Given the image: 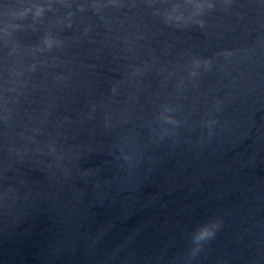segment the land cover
Here are the masks:
<instances>
[{
    "label": "water",
    "instance_id": "water-1",
    "mask_svg": "<svg viewBox=\"0 0 264 264\" xmlns=\"http://www.w3.org/2000/svg\"><path fill=\"white\" fill-rule=\"evenodd\" d=\"M0 264H264V0H0Z\"/></svg>",
    "mask_w": 264,
    "mask_h": 264
},
{
    "label": "clouds",
    "instance_id": "clouds-1",
    "mask_svg": "<svg viewBox=\"0 0 264 264\" xmlns=\"http://www.w3.org/2000/svg\"><path fill=\"white\" fill-rule=\"evenodd\" d=\"M211 233H210V231L207 229V228H205V229H203L201 232H200V234H199V236L197 237V239H203V238H205L206 236H208V235H210Z\"/></svg>",
    "mask_w": 264,
    "mask_h": 264
}]
</instances>
